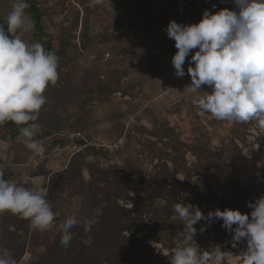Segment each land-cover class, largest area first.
I'll use <instances>...</instances> for the list:
<instances>
[{"label":"rangeland","instance_id":"obj_1","mask_svg":"<svg viewBox=\"0 0 264 264\" xmlns=\"http://www.w3.org/2000/svg\"><path fill=\"white\" fill-rule=\"evenodd\" d=\"M30 1L38 5L45 37L51 40L52 51L59 57V79L44 93L47 100L37 121L41 127L34 137L41 144L40 153L28 150L21 142L20 130L16 133L20 126L6 122L0 125V165L5 179L30 188L34 187V177L43 176L42 187L56 216L52 227L40 231L27 218L0 213V256L16 260L18 250L11 246L24 243L25 251L18 264H36L57 241L60 225L68 215L75 214L81 221L92 218V208L84 203L83 189L91 186V173L96 176L101 169L115 167L119 174L125 169L141 170L146 178L174 190L176 196L189 198L199 195L198 185L206 180L202 179L205 176L215 192L216 207L224 201V207L242 202V193L224 190L213 164L232 166L225 147L236 145L238 152L255 160L250 177L262 176L264 169L258 161L264 157V130L255 122L219 121L196 108L191 94L183 92L192 82L187 68L197 49L186 58V74L175 76L171 60L177 49L166 28L173 20L190 25L202 19L189 0H102L100 4L93 0ZM12 2L0 0V24L5 31ZM224 8L238 11L233 0H210L203 11ZM22 39L45 47L35 29L22 34ZM202 91L211 93L212 89L203 85ZM77 131H83L94 148L85 158L78 154L59 156L57 147L54 152L48 150L56 134ZM74 161L82 163L81 175L61 189L59 173ZM164 171L173 178L162 176ZM103 186L96 181L92 189ZM99 194L98 198L104 196ZM122 203L130 206L127 201ZM156 203L162 205L164 201L157 198ZM146 222L154 223L150 218ZM201 235L198 228L195 243L211 252L208 237L212 233L208 232V237ZM233 235L226 234L219 245L226 255L223 264H241L247 251L246 241L232 247ZM179 236L173 239L175 243L182 239V232ZM153 246L156 253L162 247ZM173 251L162 249L168 260Z\"/></svg>","mask_w":264,"mask_h":264},{"label":"clouds","instance_id":"obj_2","mask_svg":"<svg viewBox=\"0 0 264 264\" xmlns=\"http://www.w3.org/2000/svg\"><path fill=\"white\" fill-rule=\"evenodd\" d=\"M233 2L238 11L205 9L202 19L190 25L170 21L166 33L175 41L177 49L171 63L174 75L183 77L186 58L197 49L191 54L187 68L192 82L183 91L191 94L192 104L219 121L255 122L264 130V0ZM93 3L100 4L102 0H93ZM29 7L27 0H13L5 22L7 31L0 24V125L13 122L20 126L21 142L38 154L42 149L34 138L41 127L37 121L46 104V89L58 82L59 57L45 50L40 42L22 39V34L31 33L35 28L26 11ZM203 85L209 86L211 93L202 91ZM4 177L5 171L0 165V213L27 218L40 231L52 227L56 213L42 187L44 177H34L31 188ZM248 206L253 209L251 219L239 210L216 209L205 216L191 204H175L174 211L183 231L170 264H223L226 255L219 247L209 252L195 243L194 226L201 220H222V227L234 233L232 247L246 241L247 251L241 264H264V196L249 202ZM102 213L103 205L95 210L92 218L83 221L75 214L68 215L60 225V244L70 246L71 229L80 223L85 232H90ZM204 230L201 227L200 232ZM82 243L91 246L93 241L89 237ZM0 264H16V261L0 256Z\"/></svg>","mask_w":264,"mask_h":264},{"label":"trees","instance_id":"obj_3","mask_svg":"<svg viewBox=\"0 0 264 264\" xmlns=\"http://www.w3.org/2000/svg\"><path fill=\"white\" fill-rule=\"evenodd\" d=\"M209 1L189 0V3L200 18L203 9L209 5ZM27 2L30 7L26 11L34 21L35 31L45 45V50L53 52L51 40L45 37L38 5L30 0ZM1 15L2 5L0 4V17ZM200 20L201 18L195 23ZM99 90L102 88L100 87ZM19 130L20 127L16 133ZM66 142H68L66 137L62 133H58L47 148L53 151L54 147L63 146ZM92 149L94 148L89 146L76 154L85 158L89 150ZM225 149L232 166L230 163L225 165L223 162L212 164L220 174L219 178L222 180L224 190L242 193L241 203L235 202L224 207L227 204L224 201L222 206L216 207L215 192H213L209 185L210 182L205 176L202 179L206 180L200 181L201 186L198 185L200 188L199 195L195 198H189L181 195L176 196L174 190L166 187L164 183L153 180V178H146L141 170L129 172L128 169H125L119 174L115 167L101 169L96 173V176L95 173H91L94 180H92L90 187L83 189V194L84 203L92 208L93 214L98 207L103 205L102 215L96 219V223L92 225L90 232H85L82 223L71 229L73 239L68 247L60 244L61 232H59L55 244L49 251L40 255L36 264H170L169 258L162 253V249L174 250L177 243L173 239L180 237L179 235L183 231V225L174 211V206L177 203L198 207L205 216L209 211L216 209L221 211L233 209L248 214L251 219L250 213L253 209L248 204L249 202L254 203L256 199L264 196V173L262 176L255 175L251 178L249 170L254 168L255 160L243 155L240 151L238 152L236 145L233 147L226 146ZM96 152L98 153V151ZM262 154L264 156V150ZM258 162L264 169V157ZM82 166L80 161H74L71 167L69 166L59 173L61 189L65 185H71L81 175ZM93 166L95 165H90L91 168ZM162 174V176L173 178L165 171ZM96 181L103 183L102 189H92V185ZM98 194L103 197L98 198ZM157 198H161L164 204L156 203ZM124 201H127L130 206L124 205L122 203ZM148 218L152 219L154 223L148 224L146 222ZM222 224V220L214 222L201 220L194 227L196 229L205 228L201 236L208 237V232L212 233L208 240L212 242L210 248L213 250L219 247L224 236L229 234L222 227ZM141 232L143 234L137 236ZM89 237L93 241L91 246L82 243V240ZM153 244L162 245L157 253L155 251L157 248ZM13 246L11 249L18 250L15 260L18 264L24 254L25 245L22 243L18 247ZM168 257H172V253Z\"/></svg>","mask_w":264,"mask_h":264},{"label":"built area","instance_id":"obj_4","mask_svg":"<svg viewBox=\"0 0 264 264\" xmlns=\"http://www.w3.org/2000/svg\"><path fill=\"white\" fill-rule=\"evenodd\" d=\"M63 136L66 137L68 142L56 148L59 156L66 154L71 157L91 144L87 136L80 131L72 132L69 135L63 134Z\"/></svg>","mask_w":264,"mask_h":264}]
</instances>
